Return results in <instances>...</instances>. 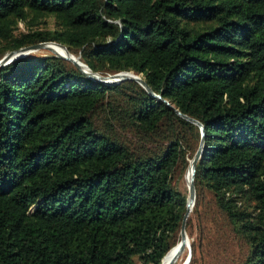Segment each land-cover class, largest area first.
<instances>
[{
  "label": "trees",
  "instance_id": "16d2710c",
  "mask_svg": "<svg viewBox=\"0 0 264 264\" xmlns=\"http://www.w3.org/2000/svg\"><path fill=\"white\" fill-rule=\"evenodd\" d=\"M41 41L160 97L52 52L0 67V264H162L201 139L170 105L204 126L187 264H264V0H0V58Z\"/></svg>",
  "mask_w": 264,
  "mask_h": 264
},
{
  "label": "water",
  "instance_id": "95a60500",
  "mask_svg": "<svg viewBox=\"0 0 264 264\" xmlns=\"http://www.w3.org/2000/svg\"><path fill=\"white\" fill-rule=\"evenodd\" d=\"M50 43H55L57 45H60V46L64 47L67 50V52L70 53V51L66 48V46L64 44H61V43H58V42H54V41H49V42L41 41V42L29 44V45L22 46V47H19L17 49H13V50L8 51L6 54H4L0 58V67L5 65V64H7V63H9L10 61H12L13 59H15L17 57L25 56L26 54H28L29 52H31L33 50L45 48V49L50 50L52 53H54L56 55H59V56H61L63 58H66V59L72 61L82 71H84L88 76H90V77H92L94 79L101 80V81H104V82H110V83L119 82V81L124 80V79H134V80L138 81L141 85H143L148 90V92H150L152 95H156V96L160 97V94L154 93L151 90V88L147 85L146 81L139 74H135L132 71H120V72H115V73L107 74V75H103V74H100L98 72H94V71L90 70L89 67L84 62H82L80 60L79 56H75L74 54H71V55L70 54L69 55L62 54V53L58 52L57 50L51 48L48 45ZM165 102L168 105H170L167 100H165ZM170 106L173 107L176 110L177 113H179L180 115H182L186 119L198 124L199 127H200V131H201L200 143H199L198 148L195 151L193 157L190 159V163L192 165V174L190 176L189 181L187 180L189 193H188V198H187V203H186V210H185V213H184V216H183V219H182L181 228H180V239L181 240L179 242V245H178V248H177V253H176V254H180L184 250V247H185L186 244L189 247V241H188L189 239H188V235H187L186 230H185V220H186V217H187L188 212L190 210L189 204L191 203L193 205V203H194V198H195V187H194V182H193V179H194V168H195V163H196V161H197V159H198V157H199V155L201 153V150H202L203 139H204V126L196 118L191 117L189 115H186L184 113H181V111L179 109L175 108L172 105H170ZM190 254L191 253H190V247H189L188 254H187L185 262L183 264H187L188 263V261L190 259Z\"/></svg>",
  "mask_w": 264,
  "mask_h": 264
},
{
  "label": "rangeland",
  "instance_id": "374dc122",
  "mask_svg": "<svg viewBox=\"0 0 264 264\" xmlns=\"http://www.w3.org/2000/svg\"><path fill=\"white\" fill-rule=\"evenodd\" d=\"M48 23H49V25H52L53 22H52L51 18L48 19ZM20 28L24 29L22 23H20ZM46 52H51V51L48 50V49L43 48V49L33 50V51L29 52L28 54H43V53H46ZM70 54H74V53L70 52ZM75 56H79V55H75ZM189 165H190V162H189ZM189 179H190V177L188 175V168H187L185 173H184V176L180 180V186L181 187H186L187 188L186 190H187L188 193H189V191H188L187 180L189 181ZM196 227H197V222H196V220H194V225H193V229H192L193 233L191 234V236H192L193 239H196V241H197V234H196L197 232H195ZM190 229H191V225H190ZM186 233L188 235V231H186ZM188 241H189V247H190V253H191L190 240H188ZM189 247L186 244L184 248H186V250L188 251ZM232 249H233L232 254H234L235 251H238L239 246L238 245L233 246ZM176 253H177V250L173 251L168 256V258L166 259L165 264H183L185 262V259H186V256H187L188 253L186 254L185 250H183L180 254H176ZM148 264H151V263H148Z\"/></svg>",
  "mask_w": 264,
  "mask_h": 264
},
{
  "label": "bare ground",
  "instance_id": "6f19581e",
  "mask_svg": "<svg viewBox=\"0 0 264 264\" xmlns=\"http://www.w3.org/2000/svg\"><path fill=\"white\" fill-rule=\"evenodd\" d=\"M51 48H53V49H55V50H57L58 52H60V53H62V54H66V55H69L70 53L69 52H65L62 48H64V47H62V46H60V45H57V44H55V43H50V44H48ZM56 47V48H55ZM71 55V54H70ZM191 174H192V165H191V163H190V165H189V167H188V175H189V177L191 176ZM192 204L190 203L189 204V208H190V210H191V208H192ZM190 210H189V212H190ZM188 212V213H189ZM178 245H179V243L175 246V247H173L172 249H171V251H169L168 253H167V255L165 256V258L163 259V263L162 264H165V262H166V259L168 258V256L173 252V251H175V250H177V248H178Z\"/></svg>",
  "mask_w": 264,
  "mask_h": 264
}]
</instances>
